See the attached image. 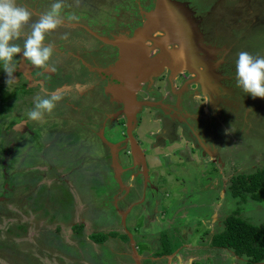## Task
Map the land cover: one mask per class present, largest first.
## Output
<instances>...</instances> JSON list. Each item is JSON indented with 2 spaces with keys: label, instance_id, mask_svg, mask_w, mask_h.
<instances>
[{
  "label": "rangeland",
  "instance_id": "374dc122",
  "mask_svg": "<svg viewBox=\"0 0 264 264\" xmlns=\"http://www.w3.org/2000/svg\"><path fill=\"white\" fill-rule=\"evenodd\" d=\"M53 2L17 0L32 12L25 37ZM64 5L61 26L45 39L54 48L50 64L59 70L50 71L56 85L47 87L48 94L38 89L44 81H32L34 66H25L30 62L22 54L15 63L23 75L14 73L10 86L0 62V139L12 124L24 132L29 123L31 133L46 132L58 141L70 135L82 148V140L93 136L111 144L106 135L114 128L111 140L123 142L122 152L136 162L128 117V134L146 153V199L124 218L117 204L114 213L102 205L105 197L90 199L103 189L100 181L92 179L90 190L77 181L72 196L92 210H74L65 186L73 189V176L85 174L84 164L67 172L51 161L36 164L39 152L32 149L28 156L34 158L25 165H36L17 166L28 180L16 181L15 198L0 211V264H236L238 257L210 246L209 237L236 208L242 218L264 225V197L236 202L227 191L232 177L264 170V98L236 84L240 52L264 57V0H64ZM23 42L15 41L21 47ZM60 92L67 97L51 114L28 118L35 96ZM15 142L21 146L19 138ZM140 163L128 170L134 190L143 186ZM94 230L127 232L131 241L95 244L87 238ZM159 231L178 239L168 257H155Z\"/></svg>",
  "mask_w": 264,
  "mask_h": 264
},
{
  "label": "flooded vegetation",
  "instance_id": "af4514ba",
  "mask_svg": "<svg viewBox=\"0 0 264 264\" xmlns=\"http://www.w3.org/2000/svg\"><path fill=\"white\" fill-rule=\"evenodd\" d=\"M198 47L202 48L203 45L202 44L198 45ZM74 60L75 59L72 58V60L69 62H72ZM25 64H26L25 66H27L30 63H25ZM32 71L34 72L32 75L34 78L31 77L30 75L28 77H31L32 81H44L42 85H40L42 88L38 87V89L42 95H45L46 93L48 94L47 87H49L51 84L56 85L54 74H51V72L47 69L38 68L37 70L36 67H33L30 73ZM54 71L55 73H59V70L55 69ZM23 72L20 69H17L14 75L16 76V74H19L21 76L23 75L22 74ZM105 78L108 79L107 76ZM69 84H73V83L71 82ZM57 88H58V85L57 87H55L54 90H57ZM60 94L62 95V97L63 96L67 97V95H65L64 93L60 92ZM87 96L92 97L93 95H87ZM5 110H4V113H7V114L9 113L11 114L12 112L10 110L9 111H5ZM15 116H19V115H15ZM126 118L127 119L125 121V124H126L127 138L130 142V146H133L135 150H137V154L139 156V160L137 158L136 162H134L132 157L128 156V152H126L127 154H124L122 152L123 148L125 147V145H122L123 142L115 143V141L111 140L112 139L111 133L114 130V128H111V130L109 131L110 133L106 135L107 141L110 142L111 144H108V143L105 144L104 142H100L99 139H96V137L93 136L89 139H85V140L83 139L82 140L83 147L78 148L76 141H73L72 139H70L71 136L68 134L69 137L65 136V139H62V137L59 139L60 143L61 141L65 140L62 146L65 145L66 147L62 148V146L59 145V141L51 137V135L46 132H39V133L36 132L37 134L31 133L29 130H27L30 126V124L27 122H26L27 129H24V132L19 131V130L15 131L13 129L14 124H12L10 127V130L8 129L7 132L5 133L7 137L5 136V138L0 139V211L3 210V206H5V204H9L8 206H10V203L15 198L13 192L16 189V181L21 182L22 178L24 179L26 178L25 179L26 182L28 180V176L25 173L22 176L19 172H16L18 171L17 166L23 165L26 167H34L36 164L39 163V161L44 160V162L46 163L47 161H51L54 165L58 167L60 166L61 168L66 167L65 169H67L66 170L67 172L71 170L73 167H75L77 163L80 164L81 162V164H84L83 166L86 167L85 174L83 172L82 174L80 173L78 175L73 176V181H75L76 184L73 185L72 190L70 186L68 185L65 186V190L68 192L67 198L70 197V200H68L69 204L71 206H76L74 210L78 207H82V208L85 207L84 212L88 210H92V208L89 209L90 204L84 205V202L80 203L81 197L79 198V195H76L77 198H74L70 191H73L75 194L76 192H78V189H77L78 182L77 181L84 182V185H86L85 188H88L90 190L89 188L90 181L92 179H95V180L100 181L101 187L103 189H99V193H97L96 191L95 195L94 194L89 195V197L90 196L93 198L97 196L105 197V201H103L102 205H106L105 207L110 208L112 212L114 213L115 210L112 207L114 204H117V206H119L120 208L119 210L121 211L120 212L121 215L122 216L124 215V218H125L128 215L127 212L130 209H133L135 206L137 207L138 204H142L145 202L146 198H145L144 189L146 186L145 183L147 182V178L145 174L146 173V162H145L146 153L143 151L141 145H139L137 141H135L134 136L131 134H128L129 120H128V117ZM18 122L21 123V121H18ZM38 135L40 138L39 141L41 142L40 145L36 144V141L38 140L37 138ZM43 135H45L46 139L42 138ZM17 138H19V142H20V139L22 138L21 139L22 141L20 142L21 146H19V143L15 142V139ZM32 149L38 150L37 152H39L38 153L39 156L37 160L35 161L36 163L35 165L27 166L25 165V163L27 164L29 160H32V158H34L32 156L33 154L30 157L28 156L29 153L32 151ZM110 160L112 161V163L114 162V165H116L118 169L114 170L113 167H111L112 164H110ZM137 162L140 163V176L143 182V186L142 187L140 186L139 188L134 190L132 187L133 185H131L132 179L128 180V177H129L128 170L134 168ZM95 166L98 168V170L95 168ZM114 168L116 167L114 166ZM41 169L42 167L41 168L37 167V170H41ZM115 173L117 176V183H113L114 178H115ZM40 184H43L41 183V180L38 182L37 185H40ZM6 188L8 191H6ZM107 188L108 189L112 188V189L109 192H107L106 191L108 190ZM52 190H56V189H52ZM69 193L71 195H69ZM77 201L80 205L77 204ZM126 206H130L129 209L125 208ZM75 212L77 211H74V213ZM87 215H90V213ZM108 232H114L117 234V236L115 237L107 236L104 241H106L109 238H112V239L117 238V239L123 240L119 237V235L123 233L118 234L116 231H108ZM96 233L106 234V233L94 230L87 235L88 240H90L89 235L96 234ZM124 234H126L127 236L128 233L125 232ZM173 234L175 233L172 232L170 234V233H166L165 231L158 232L157 246L159 247V249L156 251L155 257H159V258L168 257L178 247V244H177V247L169 254H160L162 238H166L169 241V243L170 241L173 243L175 242V240L178 243L177 237L175 238V235ZM90 241L93 242L92 240ZM101 243H95V244H101Z\"/></svg>",
  "mask_w": 264,
  "mask_h": 264
},
{
  "label": "clouds",
  "instance_id": "9594fccd",
  "mask_svg": "<svg viewBox=\"0 0 264 264\" xmlns=\"http://www.w3.org/2000/svg\"><path fill=\"white\" fill-rule=\"evenodd\" d=\"M64 0H54L50 10L42 14L31 24V32L25 37L24 28L29 24L32 12L17 4V0H0V62L7 75V86L15 83L13 74L17 70L15 59L22 54L23 60L29 61L36 68L54 71L50 64L54 54L52 44H45L46 36L62 24L61 12ZM24 38L23 47L15 41ZM183 59V54H180ZM236 84L245 94L253 98H264V57L240 52L236 61ZM62 99L60 93L49 97H34V107L28 111L32 121L42 120L45 114H51Z\"/></svg>",
  "mask_w": 264,
  "mask_h": 264
},
{
  "label": "trees",
  "instance_id": "16d2710c",
  "mask_svg": "<svg viewBox=\"0 0 264 264\" xmlns=\"http://www.w3.org/2000/svg\"><path fill=\"white\" fill-rule=\"evenodd\" d=\"M230 198L236 202L247 197L253 202H261L264 197V170H258L245 176L232 177L227 186ZM238 208L228 213L221 222V230L209 237V245L213 248L225 249L238 257L236 264H264V225L247 221L239 215ZM79 228V225L77 226ZM107 236H117L114 232L89 235L95 243L103 242ZM127 241L126 234L119 235ZM160 254H169L177 242L162 238Z\"/></svg>",
  "mask_w": 264,
  "mask_h": 264
},
{
  "label": "water",
  "instance_id": "95a60500",
  "mask_svg": "<svg viewBox=\"0 0 264 264\" xmlns=\"http://www.w3.org/2000/svg\"><path fill=\"white\" fill-rule=\"evenodd\" d=\"M127 237H128V239H129V241H130V240H131V238H130L129 234H127Z\"/></svg>",
  "mask_w": 264,
  "mask_h": 264
}]
</instances>
